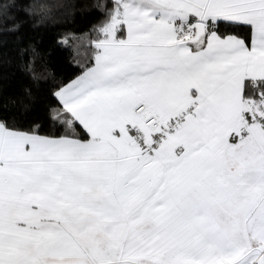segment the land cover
Masks as SVG:
<instances>
[{"label":"snow or ice","instance_id":"snow-or-ice-1","mask_svg":"<svg viewBox=\"0 0 264 264\" xmlns=\"http://www.w3.org/2000/svg\"><path fill=\"white\" fill-rule=\"evenodd\" d=\"M96 8L44 119L0 111V264H264V0Z\"/></svg>","mask_w":264,"mask_h":264},{"label":"trees","instance_id":"trees-1","mask_svg":"<svg viewBox=\"0 0 264 264\" xmlns=\"http://www.w3.org/2000/svg\"><path fill=\"white\" fill-rule=\"evenodd\" d=\"M106 2L8 0L11 19L0 18V111L29 109L31 118L44 119L45 106L54 103L49 89L92 60L93 29L103 19L96 5ZM16 25L15 31L5 30Z\"/></svg>","mask_w":264,"mask_h":264}]
</instances>
